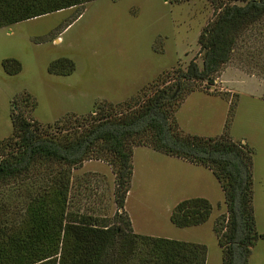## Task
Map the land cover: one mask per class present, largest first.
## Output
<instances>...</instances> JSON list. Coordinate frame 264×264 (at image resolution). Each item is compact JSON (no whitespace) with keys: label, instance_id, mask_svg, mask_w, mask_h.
Listing matches in <instances>:
<instances>
[{"label":"rangeland","instance_id":"1","mask_svg":"<svg viewBox=\"0 0 264 264\" xmlns=\"http://www.w3.org/2000/svg\"><path fill=\"white\" fill-rule=\"evenodd\" d=\"M242 1L95 0L0 28V146H15L12 116L33 124L42 136L68 137L97 119L132 114L155 91L171 87V93L179 85L182 97L166 109L180 135L225 136L252 150L255 230L264 236V80L242 65L250 53L264 54V19L238 39L243 61L232 57L212 83L181 78L191 62L202 69L198 38L219 7ZM6 60L17 61L20 71L7 74L2 66ZM65 60L73 64L70 74L49 70ZM55 68L61 70L62 64ZM133 142L123 208L133 233L203 245L205 264H222L213 227L226 215V205L211 171L153 150L150 133ZM59 170L70 177L71 211L113 221L116 175L93 151L77 166L42 162L21 180L0 184V202L7 200L10 208L2 223L9 227L18 222L15 213L27 193L44 189ZM193 198L209 201L208 220L195 227L173 226V208ZM247 264H264V240L251 247Z\"/></svg>","mask_w":264,"mask_h":264},{"label":"trees","instance_id":"2","mask_svg":"<svg viewBox=\"0 0 264 264\" xmlns=\"http://www.w3.org/2000/svg\"><path fill=\"white\" fill-rule=\"evenodd\" d=\"M92 1L95 0H0V28L84 7ZM242 2L240 6L219 7L218 14L198 38L202 69L191 62L181 78L212 83L213 76L232 57L237 55L238 60H244L245 52L240 51L238 39L264 19V0ZM262 57V53H250L242 65L252 76L264 80ZM58 63L62 64L61 70L55 68ZM2 66L10 75L20 71L19 63L14 60L4 61ZM73 69L67 60L49 68L63 75ZM167 88L155 91L132 114L118 119H97L68 137L42 136L33 124L19 115L12 116L15 146L9 150L6 148L10 143L0 146V184L22 178L42 162L77 166L94 151L114 169L117 212L110 223L71 211L70 177L66 171L59 170L50 177L47 187L27 193L23 208L15 213L18 222L12 226L2 223L10 208L5 203L7 200L0 202V264H205V246L137 235L123 212L132 174L133 140L147 133L151 134L153 150L211 171L226 205V215L213 227L222 251V264H247L251 247L258 239L264 240V236L256 233L252 208L253 152L247 145L234 143L225 136L180 135L166 104L179 100L183 94L179 85L171 93H168L171 87ZM211 210L206 199L184 200L173 208L170 222L177 228L199 226L208 220Z\"/></svg>","mask_w":264,"mask_h":264}]
</instances>
